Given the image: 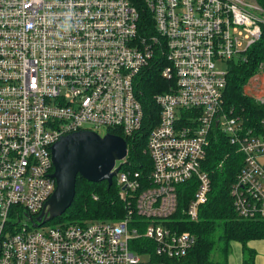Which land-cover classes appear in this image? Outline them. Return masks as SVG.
I'll use <instances>...</instances> for the list:
<instances>
[{
	"label": "built area",
	"instance_id": "obj_1",
	"mask_svg": "<svg viewBox=\"0 0 264 264\" xmlns=\"http://www.w3.org/2000/svg\"><path fill=\"white\" fill-rule=\"evenodd\" d=\"M143 11L155 34L141 33ZM263 25L258 0H0V264H166L154 258L185 256L195 236L173 217L177 186L196 179L181 209L198 220L211 189L202 164L217 130L246 155L232 189L236 210L264 219V138L242 137L239 117L224 109L228 68H218L245 60ZM159 53L169 62L163 77L176 84L155 96L151 171L122 169L128 155L114 167L120 197L135 208L118 222L33 225L56 189L53 144L101 127L135 135L145 118L136 77ZM141 236L155 248L134 251Z\"/></svg>",
	"mask_w": 264,
	"mask_h": 264
},
{
	"label": "trees",
	"instance_id": "obj_2",
	"mask_svg": "<svg viewBox=\"0 0 264 264\" xmlns=\"http://www.w3.org/2000/svg\"><path fill=\"white\" fill-rule=\"evenodd\" d=\"M258 1L264 7V0ZM262 30L260 40L248 49L245 60L229 61L226 75L224 109L231 116L239 117L242 137L258 135L264 138V101L245 92L248 81L258 73H264V25ZM140 31L145 35L156 33L153 17L148 11H143ZM160 53L155 56L152 64L136 77V83L139 84L138 96L144 108L145 118L142 128L135 135L126 137L128 162L122 169L139 171L143 177L152 168L147 149L148 135L159 122L160 107L155 101V96L173 90L176 84L175 78L163 77L162 70L169 62ZM108 131L117 135L123 134L118 128H108ZM230 138L223 130L213 131L210 137L202 167L210 176L211 189L207 202L199 209L198 220L186 219L181 209L194 198L197 190L196 179H190L177 186L180 209L173 217L184 219L180 225L181 229L190 230L194 234L195 244L185 256L155 257V260H164L166 264H230L233 243L238 242L242 245L245 264H255L256 252L249 246V242L264 239V219L243 218L234 206L232 189L246 167V155L241 146L233 143ZM134 208L133 199L129 201L120 197L116 179L112 186H109L107 181L90 182L78 175L76 195L71 206L62 215L44 224L63 226L94 221L118 222ZM37 216L33 215L34 218ZM132 217L139 216L133 212ZM133 226L134 224H131V228ZM140 231H143L142 226ZM145 245L155 248V243L144 236L133 239L130 243V247L138 253H143L140 246Z\"/></svg>",
	"mask_w": 264,
	"mask_h": 264
},
{
	"label": "water",
	"instance_id": "obj_3",
	"mask_svg": "<svg viewBox=\"0 0 264 264\" xmlns=\"http://www.w3.org/2000/svg\"><path fill=\"white\" fill-rule=\"evenodd\" d=\"M56 189L47 200L44 210L31 216L39 226L62 215L73 203L76 195L77 176L90 182L107 181L112 186L120 168L114 169L117 161L128 155V142L120 135L94 130H80L63 136L52 146Z\"/></svg>",
	"mask_w": 264,
	"mask_h": 264
},
{
	"label": "crops",
	"instance_id": "obj_4",
	"mask_svg": "<svg viewBox=\"0 0 264 264\" xmlns=\"http://www.w3.org/2000/svg\"><path fill=\"white\" fill-rule=\"evenodd\" d=\"M262 87H264V73H259L258 79H253L252 83L247 84L245 86V92L250 95V93L247 92V89H249L251 90L252 93L257 95L256 93L259 91L258 89ZM249 246L252 249H254L256 252L255 264H264V239L252 240L249 242ZM242 255H243V250H242L241 243L234 242L231 253H230L229 263L230 264H241Z\"/></svg>",
	"mask_w": 264,
	"mask_h": 264
},
{
	"label": "rangeland",
	"instance_id": "obj_5",
	"mask_svg": "<svg viewBox=\"0 0 264 264\" xmlns=\"http://www.w3.org/2000/svg\"><path fill=\"white\" fill-rule=\"evenodd\" d=\"M248 1H251V0H248ZM218 68L220 69V70H222V71H226L227 70V68H228V64H226V63H221V64H218ZM263 72V71H262ZM261 73V72H260ZM259 74V73H258ZM252 78L248 81V84H250V83H252ZM259 91L256 93L257 95H255L254 93H252L251 92V90H249V89H247V92H249L250 93V95H252V96H255L256 98H258V96H260V97H264V87H262V88H260V89H258ZM108 131V129L106 128V127H101V128H99L98 129V132H100L102 135H104L106 132ZM52 226H54L53 224H44V225H42L41 227L42 228H49V227H52ZM256 257V256H255ZM141 259H144V260H146L147 258L146 257H144V256H142V258ZM254 263H255V260H254ZM241 264H245V262H244V255H242V263ZM250 264V263H249Z\"/></svg>",
	"mask_w": 264,
	"mask_h": 264
}]
</instances>
